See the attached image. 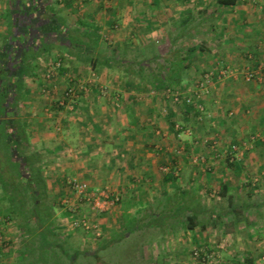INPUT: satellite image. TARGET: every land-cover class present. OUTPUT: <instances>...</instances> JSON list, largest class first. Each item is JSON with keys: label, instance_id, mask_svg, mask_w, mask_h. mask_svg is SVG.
I'll list each match as a JSON object with an SVG mask.
<instances>
[{"label": "crops", "instance_id": "crops-1", "mask_svg": "<svg viewBox=\"0 0 264 264\" xmlns=\"http://www.w3.org/2000/svg\"><path fill=\"white\" fill-rule=\"evenodd\" d=\"M24 1L0 0V59L29 60L18 77L11 66L0 71V94L17 96L7 115L39 171L51 173L47 192L68 201L63 224L87 213L71 210L80 204L65 179L77 177L119 196L90 217L105 227L106 245H130L137 264H207L193 250L222 242L218 264H264V0ZM175 66L174 87L186 94L212 74L203 119L193 105L151 92ZM72 86L76 96L60 104ZM176 125L191 133L177 137ZM231 145L238 151L229 154ZM198 155L206 163L194 162ZM223 161L227 177L217 170ZM234 206L247 209L235 215ZM2 216L0 264H9L12 228Z\"/></svg>", "mask_w": 264, "mask_h": 264}, {"label": "trees", "instance_id": "trees-1", "mask_svg": "<svg viewBox=\"0 0 264 264\" xmlns=\"http://www.w3.org/2000/svg\"><path fill=\"white\" fill-rule=\"evenodd\" d=\"M17 2V0H14ZM22 2V0H19ZM24 1V0H23ZM238 0H217V3L220 5H234L236 4ZM25 2V1H24ZM31 3V0H28L26 2V6H28ZM29 14V11L28 13ZM11 31V30H10ZM11 36V33L9 34ZM6 36V40L10 37ZM13 38L12 36L10 37ZM32 41L28 40L29 42H34L35 37H31ZM26 41V45H27ZM12 46V44H8V46ZM25 46V44H24ZM7 53V51L5 50ZM36 53V52H35ZM35 56V54H34ZM4 57V56H3ZM26 58V57H25ZM7 59L2 58L0 59V71L6 70L9 66H7ZM13 59H11L12 61ZM29 60H23L21 64L18 63V65H15L16 63H11V68L15 69V74L18 77V74H22L24 67L28 66ZM2 63V64H1ZM15 65V66H14ZM106 66L111 64L106 63ZM14 66V67H13ZM143 63H140L138 65V72H144L147 68V66ZM13 69V70H14ZM178 66H175V71H172L169 78H160L156 77L151 83L152 88H155L154 90H163L165 91L166 88L169 89H176L174 87L175 84H178L180 82L179 79H177L178 75ZM141 74V73H140ZM2 80V79H0ZM14 84L13 82H11ZM18 84V83H16ZM17 101V96L13 97H7V95L0 94V126H3V131L0 135H4V138L7 139L8 148L10 149V152L12 154V157H14V160L16 161V164H18L17 161H20L17 159L18 155L21 154L24 151V138L23 130L21 126L17 123V120L12 121L13 115H7V110L5 109L4 105H12L14 102ZM188 106V105H187ZM11 109L17 111L15 109ZM13 114V113H12ZM5 125V126H4ZM16 137V142L11 141L13 138ZM4 154V152H2ZM35 155L29 154L26 161V169L28 172L29 177L27 179H23V182H20V178H23L22 171H17L16 175H11L7 171H0V187L2 190V194L0 196V200H6L7 207L5 209V212L2 213L4 215L3 219L9 220V221H16L17 228L20 230V234L23 235L24 239L28 238L29 242L25 243L23 246V251L20 252L19 260L23 261L26 259V255H31V260L29 264H41L42 256L41 253H45L48 255L50 252L54 251L53 249H60V252H55L53 256H48L51 258V261H54L55 263H61L59 260L60 255H66L69 259L75 262L76 258L79 256L78 251H74L73 253H68L66 250L62 248L61 245H55L52 239H49V236L55 235V228L53 225V206L47 203L46 198V183L45 179L43 178L41 171H39V168H32V163L35 161ZM1 157V155H0ZM10 164V163H9ZM5 173L8 174L5 176ZM5 176V177H4ZM11 176V177H10ZM18 179V181H17ZM22 183V184H21ZM19 187H17V186ZM21 185L26 186L29 190L27 193H24L23 188L21 190ZM225 191L227 189L221 191V195L225 196ZM263 203H260L262 205ZM247 208L241 206L239 208H236L234 206L233 211L235 215H240L242 211H245ZM1 213V208H0ZM66 214V213H65ZM47 221L50 219L49 222ZM192 226L191 228H193ZM81 229V228H80ZM82 230V229H81ZM41 235V236H40ZM56 246V247H54ZM105 245L101 248H105ZM39 252L38 256H35L36 252ZM92 255V254H91ZM89 255V256H91ZM50 261V259H49ZM47 263V261L45 262Z\"/></svg>", "mask_w": 264, "mask_h": 264}, {"label": "rangeland", "instance_id": "rangeland-1", "mask_svg": "<svg viewBox=\"0 0 264 264\" xmlns=\"http://www.w3.org/2000/svg\"><path fill=\"white\" fill-rule=\"evenodd\" d=\"M8 66H10V65L8 64ZM0 85H2V83H0ZM0 87H2V86H0ZM12 87H14V86H12ZM39 99L42 100L43 98H39ZM2 129H3V126H0V134L3 131ZM12 138L13 139L11 141H13L17 144L16 137H12ZM6 142H7V139L4 138V135L3 134L0 135V151L4 152V154H2L0 157V171H7L11 175H16L17 171H22V173L24 174L23 178L19 177V179H20V182H23V179H27L29 177L27 169H26L25 161L27 159V156L30 154L29 150L32 151L31 150L32 147L29 146V148H27V149L24 147V151L21 154H19L17 157V159L20 160V161H17L19 164V165H17L16 161L14 160V157H12V154H11L10 149L8 148V144ZM223 163L224 164L218 165L217 170L218 171H225L224 173L226 175L224 174V177H227V175H229V173L226 172L227 171L226 170L227 169L226 168V166H227L226 161H223ZM32 164H33L31 166L32 168H36L39 165V164H37L36 160ZM208 167H211V163H209ZM257 167L255 168L256 171L258 170ZM44 173H45V171L41 172L42 175ZM7 175L8 174L5 173V176H7ZM44 175H46V178H44ZM44 175H43V178L45 179V181H46V179H49L51 177V173L44 174ZM17 181H18V179H17ZM210 184H212V182ZM21 186H22L21 190L23 188V190H24L23 192L27 193V191L29 189L26 186H24V187H23V185H21ZM17 187H19V186H17ZM54 192L52 190L51 191L49 190V192H47V189H46V195H45L46 196L45 200H47L48 204L53 206V208H54L53 213L55 214L54 219L52 220L54 228H55V235L49 236V239H52L54 244L56 243L55 245H61L62 248L70 254L73 253L74 251H78V253H79V256L76 258L75 262H70V261H72L71 259H69L65 254L64 255L61 254L59 257V260H60V262H62V264H137L138 263L129 254L130 245H125V244L119 245L117 242L113 243L112 245H106L107 243H105V241H106L107 235H106L105 227L100 223V221H98V218L96 221H94L90 217L91 215H94V214L96 215L99 213L101 214L102 212H99V213L88 212L87 209L85 208L86 212H88L85 214L87 216H89L90 219L96 224L97 228L100 231V235L95 234L93 231L82 230L85 232L84 233L79 229L76 230V228H74L71 225L70 219H69V221H66L67 223L63 224L65 222V220H63L64 219L63 218L64 211L62 210V208H63L61 205L62 203L60 204V202H58L57 197L54 198V194H55ZM1 194H2V190L0 187V196H1ZM255 195L256 194L254 193V198H255ZM258 195H261V194H258ZM72 197H73L72 202L77 203L75 205L80 204L79 200L76 198V196L74 194ZM216 201L220 204L222 201H223V204L225 203V199H221L219 201L216 200ZM6 207H7L6 200H0V208H1L0 215H2L3 212H5ZM76 210H77L76 211L77 213L84 211V209L79 205L77 206ZM2 217H4V216H2ZM76 217H81V216H77V214H76ZM97 217H99V215ZM46 221H47V219H46ZM49 221H50V219L47 222H49ZM10 223H11L10 224L11 227L17 228L14 226V224L15 225L17 224L16 221H14V222L10 221ZM13 231H14L13 229L9 231V234L11 235V239L7 243V245L9 246V248L11 250L9 253H7V255L4 254L3 256H6L5 258H10L9 264H29V262L31 260L30 254L26 255L25 260H23V261L19 260L20 252L23 251V246L25 245L24 242L28 243L29 240H28V238L24 239L22 234H20V235H17L16 233L13 234ZM18 232L20 233V230ZM85 237H86V239H85ZM103 245H105L106 247L104 246L105 248H101V247H103ZM54 247H56V246H54ZM53 250L54 251L50 252L48 255H46L45 253H41L42 261H43V263H41V264H59V263H55L54 261H51L52 259L48 257V256H53V254L55 252L61 251L60 249H53ZM8 254H10V255L8 256ZM38 255H39V252L37 251L35 256H38ZM89 255H91V256H89ZM49 259H50V261H49ZM46 261H47V263H45ZM6 264H8V263L6 262Z\"/></svg>", "mask_w": 264, "mask_h": 264}, {"label": "built area", "instance_id": "built-area-1", "mask_svg": "<svg viewBox=\"0 0 264 264\" xmlns=\"http://www.w3.org/2000/svg\"><path fill=\"white\" fill-rule=\"evenodd\" d=\"M60 61H56L53 63L52 68L48 69L44 75L46 80L52 78L54 74V69L60 66ZM211 73L204 75L202 79L197 81L192 87L189 88V92L183 93L179 88L176 89H165V94L169 97L174 103L178 105H193L198 112L199 119H203L205 117L204 114V107L202 104V97L204 93H208V86L211 83ZM254 72L248 71L245 74V78L247 80L254 79ZM84 89V87H82ZM155 90H151L154 92ZM44 93H49L46 88H43ZM77 92L75 87H67L63 90L62 96L59 99L60 104H64L65 100L72 99L76 96ZM163 113H167L166 109H162ZM208 117V115H206ZM176 129L179 131L177 137H180L182 133L190 134L191 129L189 127L182 128L179 125H176ZM238 147L235 145H231L229 148V154L237 152ZM237 157H239L237 155ZM234 159V156L231 157V160ZM194 162L197 163H205L206 158L202 155L195 156L193 158ZM65 183L68 188L73 192L76 198L79 200V203L87 209L88 212L99 213L110 210L113 208L117 202L119 201V196L111 192L108 187L98 188V189H90L87 182L78 179L77 177H68L65 179ZM68 201H63L62 203L65 204ZM77 206L71 207L73 212L76 210ZM87 212V213H88ZM71 218V217H70ZM3 224L5 226H10V221L3 219ZM70 223L74 228H81L84 231H93L95 234L100 235V231L97 228L96 224L89 218V216L84 215L81 217H73L70 219ZM13 230H17V228L11 227ZM10 229V228H9ZM11 229V230H12ZM4 234L0 232V242L3 241ZM224 247V243L222 242L218 247L213 249V251L209 253H205L203 249L196 248L193 250L192 255L194 258L203 261L207 264H218V253Z\"/></svg>", "mask_w": 264, "mask_h": 264}]
</instances>
